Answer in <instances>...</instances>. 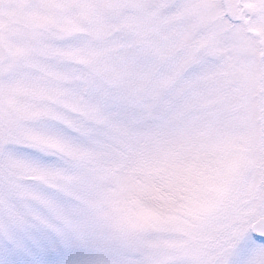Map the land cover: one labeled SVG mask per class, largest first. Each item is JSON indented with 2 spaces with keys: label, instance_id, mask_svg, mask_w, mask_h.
<instances>
[{
  "label": "snow or ice",
  "instance_id": "1",
  "mask_svg": "<svg viewBox=\"0 0 264 264\" xmlns=\"http://www.w3.org/2000/svg\"><path fill=\"white\" fill-rule=\"evenodd\" d=\"M0 264H264V0H0Z\"/></svg>",
  "mask_w": 264,
  "mask_h": 264
}]
</instances>
